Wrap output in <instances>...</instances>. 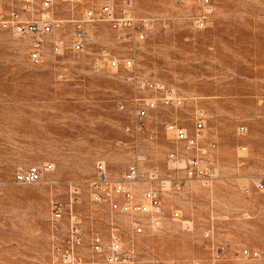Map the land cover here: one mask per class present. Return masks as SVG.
<instances>
[{"label":"rangeland","instance_id":"rangeland-1","mask_svg":"<svg viewBox=\"0 0 264 264\" xmlns=\"http://www.w3.org/2000/svg\"><path fill=\"white\" fill-rule=\"evenodd\" d=\"M103 1L53 0L47 11L69 20ZM23 5L0 0V264H56L51 203L73 197L71 207L84 231L78 250L96 264L107 263L92 252V237L108 243L116 229L133 264H264V188L255 186L264 179V0H212L205 28L190 18L197 0H136L140 16L157 20L145 40L123 39L97 22L85 50L69 48L56 56L49 43L41 64L29 59V39L6 22ZM42 6L35 0L36 15ZM68 30L71 45V24ZM108 55H132L139 72L166 81L186 104L160 106L145 118L144 131L128 132L134 89L108 66ZM196 106L207 114L205 141L218 145V171L211 180L186 179L176 190L174 178L185 173L167 154L182 146L165 126L178 120L192 130ZM240 125L247 128L244 134ZM137 148L147 160L145 176L133 184L135 201L143 199L151 171L171 180L162 192L164 219L158 228L147 217L95 201L88 184L100 159L110 177L119 179ZM46 162L54 168L42 181L15 180L17 171ZM139 218L142 233L134 229ZM67 223L65 216L63 233Z\"/></svg>","mask_w":264,"mask_h":264},{"label":"built area","instance_id":"built-area-1","mask_svg":"<svg viewBox=\"0 0 264 264\" xmlns=\"http://www.w3.org/2000/svg\"><path fill=\"white\" fill-rule=\"evenodd\" d=\"M22 1L24 4L22 9H14L6 22L18 36L29 39V59L34 64L43 63L49 43L56 56H62L69 48L77 52L85 50L90 37V26L94 23L107 24L116 30L121 38L136 42L145 40L148 30L157 22L154 17L138 14L136 0H104L99 5L88 6L79 17L73 15L69 20L54 18L50 14L43 13L44 10L52 7L53 0H42L43 11L40 15L35 14V0ZM65 1L78 4L82 0ZM177 1L182 4L185 0ZM197 1L198 6L190 18L196 27L205 28L211 17L212 0ZM70 24L73 26V31L71 45H68V25ZM107 59L108 66L120 72L134 89L131 103L134 117L132 125L127 128L128 132L144 131L146 129L145 118L152 110L160 106L177 109L186 104V97L166 81L139 72L132 55L121 59L108 55ZM121 107H125L124 103H121ZM206 120V112L196 106L192 130L178 120L170 121L165 126L166 130L174 134L176 142H180L182 146L167 154L168 161L185 173L182 177L174 178L176 190L186 179L211 180L217 175L218 145L214 139L209 142L205 141ZM238 128L241 134L247 130L245 125H240ZM146 160V153L137 148L134 159L128 164L122 176L114 180L109 175L105 160L100 159L96 163L95 175L88 180V184L95 201L107 202L114 210L130 216L147 217L151 224L158 228L164 219L162 192L171 180L159 178L155 172L151 171L148 175L149 185L143 189V199L135 201L133 184L145 176L142 164ZM53 168L52 162L31 165L25 170L17 171L15 180L26 184L37 183L42 181L45 174ZM156 180H159V185L151 182ZM255 186L258 189L264 188V179ZM245 190L249 191V187H245ZM72 200L68 203L57 200L51 203L50 222L60 253L56 264H96L95 259H86L78 250L84 245V231L80 214L71 207ZM65 216L68 217V223L63 233ZM173 216L179 217L180 212L176 211ZM134 229L137 233L145 231V224L140 218L134 220ZM211 235L212 231L209 230L206 236ZM90 246L92 252L100 256L107 264H133L134 262L133 254L124 247L117 229L108 243L101 236L94 235ZM245 253L252 254V256L258 254L249 249Z\"/></svg>","mask_w":264,"mask_h":264},{"label":"bare ground","instance_id":"bare-ground-1","mask_svg":"<svg viewBox=\"0 0 264 264\" xmlns=\"http://www.w3.org/2000/svg\"><path fill=\"white\" fill-rule=\"evenodd\" d=\"M43 13L46 14V15L49 14V12L47 10L46 11H43Z\"/></svg>","mask_w":264,"mask_h":264}]
</instances>
